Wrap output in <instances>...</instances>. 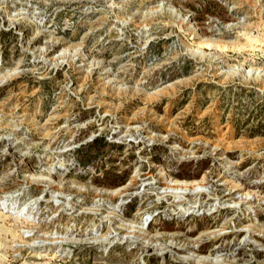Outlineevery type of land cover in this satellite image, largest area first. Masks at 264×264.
Segmentation results:
<instances>
[{
    "label": "rangeland",
    "instance_id": "374dc122",
    "mask_svg": "<svg viewBox=\"0 0 264 264\" xmlns=\"http://www.w3.org/2000/svg\"><path fill=\"white\" fill-rule=\"evenodd\" d=\"M0 264H264V0H0Z\"/></svg>",
    "mask_w": 264,
    "mask_h": 264
},
{
    "label": "trees",
    "instance_id": "16d2710c",
    "mask_svg": "<svg viewBox=\"0 0 264 264\" xmlns=\"http://www.w3.org/2000/svg\"><path fill=\"white\" fill-rule=\"evenodd\" d=\"M94 141H95V142H97V141H98V139H95Z\"/></svg>",
    "mask_w": 264,
    "mask_h": 264
}]
</instances>
